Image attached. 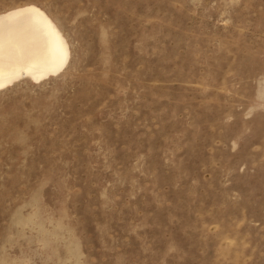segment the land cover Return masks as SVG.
I'll list each match as a JSON object with an SVG mask.
<instances>
[{
    "label": "rangeland",
    "instance_id": "obj_1",
    "mask_svg": "<svg viewBox=\"0 0 264 264\" xmlns=\"http://www.w3.org/2000/svg\"><path fill=\"white\" fill-rule=\"evenodd\" d=\"M27 4L71 54L0 90V264H264V0Z\"/></svg>",
    "mask_w": 264,
    "mask_h": 264
},
{
    "label": "bare ground",
    "instance_id": "obj_2",
    "mask_svg": "<svg viewBox=\"0 0 264 264\" xmlns=\"http://www.w3.org/2000/svg\"><path fill=\"white\" fill-rule=\"evenodd\" d=\"M70 54L65 34L38 5L0 13V90L23 78L40 81L60 73Z\"/></svg>",
    "mask_w": 264,
    "mask_h": 264
}]
</instances>
